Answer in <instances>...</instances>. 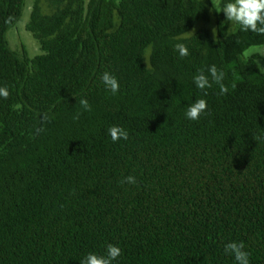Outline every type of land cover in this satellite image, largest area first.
Wrapping results in <instances>:
<instances>
[{
	"label": "trees",
	"instance_id": "trees-1",
	"mask_svg": "<svg viewBox=\"0 0 264 264\" xmlns=\"http://www.w3.org/2000/svg\"><path fill=\"white\" fill-rule=\"evenodd\" d=\"M30 1L33 58L6 37L26 0H0V264H80L108 244L114 264H235L230 242L264 264V73L242 59L264 34L231 31L213 0ZM200 22L217 37H184ZM213 64L228 92L205 96L192 77Z\"/></svg>",
	"mask_w": 264,
	"mask_h": 264
},
{
	"label": "clouds",
	"instance_id": "clouds-1",
	"mask_svg": "<svg viewBox=\"0 0 264 264\" xmlns=\"http://www.w3.org/2000/svg\"><path fill=\"white\" fill-rule=\"evenodd\" d=\"M217 13H223L225 20L239 27L243 32H256L264 34V0H213ZM214 30V29H213ZM178 39H184L183 37ZM174 50L180 57L189 55V48L186 43L178 42L174 45ZM264 70V67L259 69ZM104 88L112 95H116L120 90V82L116 75L111 72H104L101 76ZM195 87L207 95V89L211 88L213 83L219 86L220 94L224 95L228 92V88L224 85V72L219 70L216 65L207 68V73L201 70L192 77ZM9 90L6 87H0V98L7 99ZM82 111L90 112L91 106L86 99L79 101ZM207 110V100L200 98L187 105L185 118L192 121H198L202 114ZM79 118V113L75 119ZM45 120L49 117L46 115ZM42 131V129H37ZM108 134L113 143L120 140H127L128 133L119 126H112L108 129ZM128 184H135L136 179L128 176L124 181ZM245 245L240 242H230L224 246V253L234 258L235 264H250V254L244 250ZM121 256V248L115 244H108L104 254L94 252L88 253L80 261V264H114Z\"/></svg>",
	"mask_w": 264,
	"mask_h": 264
},
{
	"label": "rangeland",
	"instance_id": "rangeland-1",
	"mask_svg": "<svg viewBox=\"0 0 264 264\" xmlns=\"http://www.w3.org/2000/svg\"><path fill=\"white\" fill-rule=\"evenodd\" d=\"M30 11H31V1L26 0V5L23 10L21 20L18 22V24H16L13 28H11L7 32L6 37H7L8 43L12 50H21V48L23 47L24 50L29 55V57L33 58L34 56L40 54V50H39V44L37 43V41L34 40V38L29 32L26 31V24L29 21ZM215 12L217 13L216 8H215ZM198 27L200 29L202 27L203 28L205 27L206 29L210 30L209 34L212 38L215 39L217 37L213 22L208 23V24H205L202 22L198 23L195 26V28L191 30L184 37L192 35L194 32H196V30L199 29ZM230 29L231 31H236V25L231 23ZM251 58H256V64L258 66V69H260L261 67H264V45L263 46H252L243 53L242 59L244 61H247ZM260 71L264 73V70H260Z\"/></svg>",
	"mask_w": 264,
	"mask_h": 264
}]
</instances>
